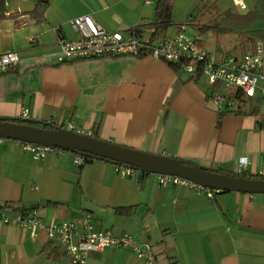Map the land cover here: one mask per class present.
Here are the masks:
<instances>
[{
	"label": "crops",
	"instance_id": "crops-1",
	"mask_svg": "<svg viewBox=\"0 0 264 264\" xmlns=\"http://www.w3.org/2000/svg\"><path fill=\"white\" fill-rule=\"evenodd\" d=\"M228 1L238 12L257 4L242 0L245 9H240L232 0H174L172 24L153 44L175 35L192 15L213 16L214 7L217 13L230 11ZM156 2L50 0L43 18L36 19V0H0V53L14 50L20 63L41 64L38 77L19 88L0 80V117L19 118L28 108L30 121L71 123L122 147L264 180V111L219 116L206 82L149 55L57 61L59 39L79 37L69 21L84 15L109 32L136 28L148 41ZM187 30L198 37L191 26ZM210 36L202 45L216 56H240L256 41L243 38L238 46L224 34L209 48ZM241 158L247 159L242 172ZM116 166L103 159L76 166L70 153L37 161L14 140L1 138L0 264H70L62 245L44 231L32 237L27 229L3 222L23 210H34L46 225L89 213L96 229L126 232L137 243L150 244L158 264H264V193L219 192L209 198L186 186H161L158 174L137 170L122 177ZM87 264L145 262L129 248H107L91 253Z\"/></svg>",
	"mask_w": 264,
	"mask_h": 264
},
{
	"label": "built area",
	"instance_id": "built-area-1",
	"mask_svg": "<svg viewBox=\"0 0 264 264\" xmlns=\"http://www.w3.org/2000/svg\"><path fill=\"white\" fill-rule=\"evenodd\" d=\"M232 1L240 9H245L242 0ZM144 4L150 5L152 0H144ZM69 25L79 37L74 40L59 39V49L56 54L59 63L101 57L107 54L136 56L139 53L148 52L149 56L157 60L171 64L181 63L182 68L190 75L201 68L200 79L210 87L211 100L218 114L243 112L249 110L250 105H255L257 109L264 111V43L260 40L254 41L252 49L240 56L230 54L216 56L200 46L194 37L186 34L184 25L175 35L164 37L155 45L146 44L133 33L134 29L130 33L109 32L87 15L71 19ZM30 41L33 42V39ZM19 61V54L14 50L0 53V72L15 66ZM19 118L29 120L28 108L21 109ZM58 127L81 135H91L71 123ZM14 143L22 150L29 152L37 161L43 160L49 154L70 153L43 144L21 141H14ZM70 154L76 166L84 163L83 155ZM116 165V171L122 177L133 176L137 171L128 165ZM238 168L240 172L246 170V158L239 160ZM158 180L161 186H186L209 198L217 193L216 190L196 186L177 176L159 175ZM3 222L27 229L32 237L38 231H44L49 239L62 245L70 264H87L91 253H100L107 248H129L145 264H158L150 244L137 243L126 232L114 234L110 230L96 229L89 213H84L77 221L53 222L46 225L38 219L34 210H29L17 212L10 217L5 216Z\"/></svg>",
	"mask_w": 264,
	"mask_h": 264
},
{
	"label": "water",
	"instance_id": "water-1",
	"mask_svg": "<svg viewBox=\"0 0 264 264\" xmlns=\"http://www.w3.org/2000/svg\"><path fill=\"white\" fill-rule=\"evenodd\" d=\"M0 138L53 146L86 157L124 164L142 173L177 176L196 186L219 192L264 193V180L231 177L182 164L178 159L141 152L63 129L49 130L0 121Z\"/></svg>",
	"mask_w": 264,
	"mask_h": 264
},
{
	"label": "trees",
	"instance_id": "trees-1",
	"mask_svg": "<svg viewBox=\"0 0 264 264\" xmlns=\"http://www.w3.org/2000/svg\"><path fill=\"white\" fill-rule=\"evenodd\" d=\"M174 0H157L155 5V17L154 23L155 28L152 31V36L146 44L153 45L155 42V38L159 36L168 26L172 24L171 20V11L173 6ZM257 4L252 10L245 11V12H236L233 13L231 11H225L221 13H216L213 16H206L205 14H195L192 15L189 19L184 21L180 26H191L197 33L198 37H194L196 42L202 45L203 37L207 35H212L216 38L227 34V33H236L239 36L243 37L244 40L247 42H251L252 40H261L264 43V0H257ZM50 4V0H36L34 9L32 11V15L36 19H42L45 10L47 9L48 5ZM133 30V29H132ZM131 30V31H132ZM134 34L139 37V31L134 28ZM140 38V37H139ZM148 56V52H142L136 55L135 57L140 58ZM62 64V63H59ZM169 65L181 69L180 64H171ZM41 64L31 63V64H22L18 63L15 66H12L4 71L0 72V80L8 81L11 85H17L19 88L20 84H24L25 82L31 80L33 81L34 78L38 77V72L40 69ZM200 69H197L193 74H191V80L198 81L200 80ZM257 111V107L255 105H250L249 112ZM232 113H239L237 112H227V113H219V116L225 114H232ZM0 121H7L17 124H27L34 127L55 130L59 129L58 126L49 124V123H39L36 121L30 120H23L20 118H4L0 117ZM91 159H100L96 157H86L84 156V162H88ZM106 160V159H103ZM109 161V160H107ZM182 164L188 166H194L189 161L179 160ZM205 170V169H202ZM206 171H210L217 174H223L231 177H242V174H226L221 168H211L206 169ZM262 179V177H260ZM116 212L120 214H125L128 212V209L124 208H117L115 209ZM20 212H26L25 210Z\"/></svg>",
	"mask_w": 264,
	"mask_h": 264
},
{
	"label": "rangeland",
	"instance_id": "rangeland-1",
	"mask_svg": "<svg viewBox=\"0 0 264 264\" xmlns=\"http://www.w3.org/2000/svg\"><path fill=\"white\" fill-rule=\"evenodd\" d=\"M228 3L230 4L229 5V8H231V12H233V13H236V12H238V10H237V8H235V7H233L232 6V4H231V2H229L228 1ZM214 13H217V11H216V8L214 7V10H212ZM187 33L186 34H191L190 32V30L188 31H186ZM224 39H226V41H228V42H237L238 44V46H239V43H241V44H243V37H241V36H239L238 34H236V33H228V34H226V36L224 37ZM215 40L216 39H214V37H212L211 38V36H210V38H208L207 40H206V44H207V46L210 48V47H213V46H215ZM261 41V40H260ZM241 50V49H240ZM230 55L232 54V55H234V53L232 52V53H229Z\"/></svg>",
	"mask_w": 264,
	"mask_h": 264
}]
</instances>
